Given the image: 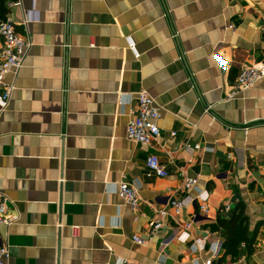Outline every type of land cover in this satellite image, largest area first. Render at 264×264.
<instances>
[{"label":"crops","instance_id":"1","mask_svg":"<svg viewBox=\"0 0 264 264\" xmlns=\"http://www.w3.org/2000/svg\"><path fill=\"white\" fill-rule=\"evenodd\" d=\"M10 4L4 20L30 47L0 112V197L18 216L0 229L7 264H204L223 243L220 210L237 205L254 251L232 260L221 246L212 264H264V79L226 99L242 67H264V0ZM140 92L161 109L152 147L125 135ZM151 154L165 177L148 171ZM121 183L137 188L135 211ZM201 194L207 213L194 203L150 233L157 210Z\"/></svg>","mask_w":264,"mask_h":264},{"label":"built area","instance_id":"2","mask_svg":"<svg viewBox=\"0 0 264 264\" xmlns=\"http://www.w3.org/2000/svg\"><path fill=\"white\" fill-rule=\"evenodd\" d=\"M9 6L11 4L9 3ZM32 19L26 16L23 24H27ZM127 49L132 53L134 59H139L140 54L137 51L136 44L131 36L125 37ZM30 43L27 39L18 34L9 20L0 19V112L8 106L9 98L14 90L13 82L6 80L7 76L14 78L21 69L24 58L29 50ZM264 79V67L257 68L253 65L244 66L239 70L231 90L226 95V99L235 97L239 92L251 89L256 83ZM130 119L127 123L125 135L126 138L136 144L152 147L160 136L158 121L161 118V109L157 106L155 100L146 92H140L137 95V106L131 111ZM175 136V133L171 134ZM194 150L199 146H193ZM146 167L150 174L158 177H165L167 172L160 163L157 155L151 154L146 159ZM197 184L196 179H188L184 181L186 189L194 188ZM116 194L128 205L132 210H136L139 204L138 190L134 185L121 183L116 188ZM196 203V209L199 212L207 213V196L201 194L195 201L191 200H171L167 207L157 210L155 218L149 222L150 233L155 234L161 230L166 223L175 222L182 214V211L192 204ZM8 198L0 197V229L3 226H11L18 221V216L8 212ZM225 211H229V206H225ZM190 225L184 226V233L181 239L185 242L188 240L187 232ZM74 231L77 228L73 229ZM137 244H143L144 241L137 236L133 238ZM219 244L215 243L211 246L212 252L217 250ZM206 246L203 240H197L193 243L192 248L202 251ZM9 257L8 248L4 244H0V264H7ZM211 259L206 260L204 264H211ZM113 264H132L126 261L118 260Z\"/></svg>","mask_w":264,"mask_h":264},{"label":"trees","instance_id":"3","mask_svg":"<svg viewBox=\"0 0 264 264\" xmlns=\"http://www.w3.org/2000/svg\"><path fill=\"white\" fill-rule=\"evenodd\" d=\"M13 1L15 0H0L1 20H4L8 13V9L5 6L6 3ZM214 229L220 231L223 238L222 249L226 256L236 260L240 256L239 249L241 245H244L246 258L252 255L255 237L248 233L247 220L240 205L234 207L228 215L223 214L222 208L217 216Z\"/></svg>","mask_w":264,"mask_h":264},{"label":"rangeland","instance_id":"4","mask_svg":"<svg viewBox=\"0 0 264 264\" xmlns=\"http://www.w3.org/2000/svg\"><path fill=\"white\" fill-rule=\"evenodd\" d=\"M14 2V1H13ZM13 2H10V3H13ZM223 212L224 213H227V211H225V208H224V210H223ZM215 243H218L217 241L216 242H214L213 244H215ZM213 244H211V246L213 245ZM219 244V243H218ZM222 245H218L217 246V250H214L213 252H212V250L210 249V257L208 258V259H206V260H209V259H211V261L213 260V257H215L216 255H217V253H218V250H219V248L221 247ZM222 248V247H221ZM205 250H207L206 249V246H205V248L202 250V251H205ZM205 260V261H206ZM205 263V262H204ZM212 264V263H211Z\"/></svg>","mask_w":264,"mask_h":264}]
</instances>
